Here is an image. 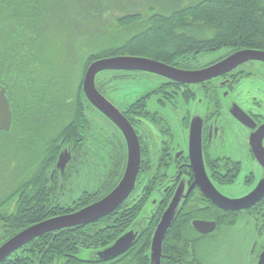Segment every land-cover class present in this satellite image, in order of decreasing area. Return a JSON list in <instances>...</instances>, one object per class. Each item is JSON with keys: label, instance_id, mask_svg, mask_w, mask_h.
Listing matches in <instances>:
<instances>
[{"label": "trees", "instance_id": "1", "mask_svg": "<svg viewBox=\"0 0 264 264\" xmlns=\"http://www.w3.org/2000/svg\"><path fill=\"white\" fill-rule=\"evenodd\" d=\"M75 1L0 0V87L6 90L13 117L11 132L0 134V146L10 148L6 136L15 134L16 126H22L21 137L14 146L23 158V164H18L21 173L12 178V188L5 196L0 195V207L8 202L14 204L12 208L8 207L5 215H0V243L32 225L95 203L116 187L124 172L125 155H112L97 191L84 193L66 207L60 205V199L68 177L64 175L61 193L57 179L50 185L49 170L57 161L62 144L69 146L74 142L77 149L86 150L78 153L82 158H76L75 162L89 167L91 150L88 141L95 143L89 134L90 117L84 114L88 112L89 104L82 93V80L76 94L69 98L73 107L66 125L52 132L53 124L60 122L57 109L62 100L59 89L50 79L70 44L66 17L70 12L68 6ZM89 13L86 11L87 17ZM52 17L58 22L56 25L44 24L45 18H49L51 24L56 23ZM110 33H113L112 37H109ZM97 36L96 43L89 41L86 43L89 49L79 54V75L97 60L122 56L146 58L167 65L205 52H264V0H200L169 16L150 7L146 11L123 14L116 19L113 29L101 31ZM16 98L22 102V108L19 106L17 110L14 106ZM72 160L66 168L73 165ZM145 175L146 170L140 166L137 179ZM145 192L146 187L136 183L129 198L110 215L87 226L34 239L2 264H150L151 240L163 214V206L157 209L141 236L123 255L105 263L80 258L82 252L87 254L108 247L131 227L150 200V192ZM134 196L138 201L129 205ZM190 205L193 204L190 202ZM194 219H200L199 215L176 217L163 242L160 264H203L198 254L199 246L211 236L198 235L191 227ZM238 219L215 217L206 220L215 221L218 231L233 227Z\"/></svg>", "mask_w": 264, "mask_h": 264}, {"label": "flooded vegetation", "instance_id": "2", "mask_svg": "<svg viewBox=\"0 0 264 264\" xmlns=\"http://www.w3.org/2000/svg\"><path fill=\"white\" fill-rule=\"evenodd\" d=\"M235 52L237 51L206 52L167 65L183 71H199L221 62ZM105 73L151 81V85L141 83L144 90L137 93L132 102L119 105L109 99L107 91L103 92L102 84L96 83L95 86L98 93L119 111L134 131L140 148V166L147 173L143 177L145 193L150 192L151 197L162 202L164 211L179 186L183 187L185 195L195 183L193 171L198 163L202 164L210 186L221 197L230 201L250 195L264 183V167L258 162L252 149L261 140L264 151V137L261 139L256 136L257 131L264 125V114L256 110L261 103L255 96H251L249 102L253 106H248L245 105L246 101L238 97L242 79L253 78L258 76L257 73L264 77V63L247 62L223 76L189 85L136 71L102 72L97 78ZM248 74L251 77H247ZM234 106L251 119L248 125L232 115ZM87 110L90 115L89 134L95 139V143L88 141L94 145V151L89 152H95L105 160L116 153H123L127 160V145L120 130L90 104ZM12 121L10 130L0 131V134L11 132ZM21 131L22 126H16L15 134L19 138ZM79 141L80 139L77 142ZM61 148V151L66 150L71 155V160L73 154L87 152L77 149L74 142L69 146L62 144ZM193 152L197 154V159L192 155ZM55 164L49 170V180L52 181L50 185L57 179L58 192L61 193L67 168L60 172ZM20 173L19 168L18 174ZM190 202L193 205L188 206ZM11 203L8 202L9 206L6 203L0 207V215H5L8 207H13L14 204ZM185 203L178 214L180 216L189 218L199 215L198 220L203 221H213L206 219L215 217H237L242 220V259H247L250 264H258L261 254L264 253V194L258 203L248 209L225 211L207 200L200 186L196 184ZM193 210L195 214L192 213ZM216 232L217 224L216 230L206 236H213Z\"/></svg>", "mask_w": 264, "mask_h": 264}, {"label": "water", "instance_id": "3", "mask_svg": "<svg viewBox=\"0 0 264 264\" xmlns=\"http://www.w3.org/2000/svg\"><path fill=\"white\" fill-rule=\"evenodd\" d=\"M247 62L264 63V52L258 50L237 51L221 62L199 71H183L155 60L129 56L101 59L91 63L84 74L82 93L93 108L116 125L126 141L127 160L122 177L110 193L95 203L74 213L54 217L32 225L4 241L0 245V264L5 262L14 252L34 239L65 229L87 226L103 219L117 210L133 192L140 168V148L138 140L126 119L96 90L95 80L100 73L111 71L144 72L161 76L180 84L189 85L203 83L223 76ZM232 115L244 125H248V123L251 122V119L237 106L233 107ZM11 120L12 111L6 96V90L4 87H0V131H9ZM199 131L200 129L197 130L196 141L199 137ZM256 136L258 138L264 137V125L257 131ZM252 149L256 159L261 166L264 167V151L261 148V140H258L256 147H252ZM192 155L197 159V154L195 152H193ZM70 162L71 155L66 150H63L58 155L55 168L63 172ZM200 164L198 163V167H194L193 172L196 181L189 188L188 192L183 195V187L179 186L168 207L163 211L151 240L149 252L150 264H160L162 245L168 230L171 228L182 206L185 204L194 185L198 184L206 199L225 211L248 209L258 203L264 194V183H262L250 195L242 199L227 200L221 197L213 187L210 186L203 171V166ZM161 204L162 202H158L156 198L152 196L139 217L126 232L108 247L96 252L87 253L84 260L96 259L97 262L105 263L123 255L141 236ZM191 227L197 234L206 236L212 234L216 230V223L214 221L195 219L191 221ZM258 264H264V253L261 254Z\"/></svg>", "mask_w": 264, "mask_h": 264}, {"label": "rangeland", "instance_id": "4", "mask_svg": "<svg viewBox=\"0 0 264 264\" xmlns=\"http://www.w3.org/2000/svg\"><path fill=\"white\" fill-rule=\"evenodd\" d=\"M199 1L200 0H77V2H71L68 6L70 12L66 17V20L67 18L69 20L67 25L70 28V44L67 48L68 50L64 51L63 55H61V65L57 68L51 79L48 77V80L50 79L52 81L54 87L59 89L57 91L62 100V104H60L61 102L58 100V106L60 104V107L57 109L61 116H59L60 122L59 124H53L54 127L52 132L58 131L64 127L66 125L65 123L68 121L67 118L69 117V113L72 112L73 105L69 98L76 94L77 86H79L81 80L83 82L86 72L84 71L82 75H79V54L82 50L85 51L89 49L86 43L91 40L93 41L92 43H96L99 38L97 35H99L101 31L109 32V30L113 29L116 19L121 18L123 14L139 10L146 11V9L152 7L155 8L157 12L169 16L173 11L195 4ZM86 11L90 12L88 17ZM60 14L64 16L63 13ZM52 18L54 22H56L55 18ZM43 22L48 26H53L58 23L51 24L49 18H45ZM61 25L65 27L63 22ZM121 32L123 35L125 34V32ZM75 33H82L83 35L77 36ZM112 36L113 33H110L109 37ZM257 75L258 76H253V78L242 79L239 85L240 92L238 97L242 101H246L245 105L250 106L252 104L249 102V99L251 96H255L256 99L260 101L261 106L257 107L254 105V107H257L256 110L264 114V77L262 74L257 73ZM247 77H251L250 74H248ZM142 80L141 78H130L129 76L127 77L115 73H105L95 80V85L96 83L102 84L103 92L107 91L109 99L119 105L120 103L123 104V102H132L136 98L135 95L137 93L143 92L144 85L141 83L145 82L151 85L150 80L147 82L145 81L146 79H144V81ZM54 101L56 102V99H54ZM14 106L15 110H17L19 106L22 108L20 98H16ZM84 114L87 118L90 117L88 112L85 111ZM50 118L54 119V116L50 115ZM18 139L19 136L15 134H11V136L7 135L6 143L10 144L11 147L5 149V147L0 146V195L5 196L10 191L9 189L12 188V178L18 174V164L23 162L19 149L14 146ZM25 139L29 140L27 136ZM58 143L59 142H57V145ZM25 145L26 144H24V146ZM89 146L92 147L90 150L94 151V145L89 144ZM89 154V167H86L83 163L75 162L76 158H82V154L73 155L74 161L72 160L71 163V165H73L66 169L67 172L65 175L69 180L64 184V190L61 194L60 205L62 207L69 206L86 192L88 194L95 193L99 188L109 160L101 159L95 152H90ZM38 159H40V156ZM144 182L145 179L143 177L136 180L137 184L142 183L144 185ZM136 198V196L132 197L129 205L134 204ZM137 201L138 200H136V202ZM242 229H244L243 221L238 220L233 227L221 228L215 235L204 240L198 250L199 258L203 261V264H250L247 259H242L243 248L240 246L244 234ZM80 258L85 259L86 253L82 252Z\"/></svg>", "mask_w": 264, "mask_h": 264}]
</instances>
